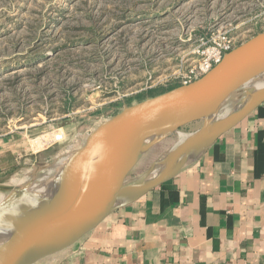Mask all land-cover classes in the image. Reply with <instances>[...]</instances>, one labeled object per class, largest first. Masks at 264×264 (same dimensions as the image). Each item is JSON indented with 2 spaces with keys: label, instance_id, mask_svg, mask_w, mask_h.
Here are the masks:
<instances>
[{
  "label": "rangeland",
  "instance_id": "rangeland-1",
  "mask_svg": "<svg viewBox=\"0 0 264 264\" xmlns=\"http://www.w3.org/2000/svg\"><path fill=\"white\" fill-rule=\"evenodd\" d=\"M261 31L264 0H0V145L17 143L22 162L0 179V217L9 196L43 193L54 164L99 123L182 85L211 44ZM201 125L152 146L127 179Z\"/></svg>",
  "mask_w": 264,
  "mask_h": 264
},
{
  "label": "crops",
  "instance_id": "crops-1",
  "mask_svg": "<svg viewBox=\"0 0 264 264\" xmlns=\"http://www.w3.org/2000/svg\"><path fill=\"white\" fill-rule=\"evenodd\" d=\"M17 146L0 145V179L22 164ZM34 264H264V102L161 184Z\"/></svg>",
  "mask_w": 264,
  "mask_h": 264
},
{
  "label": "water",
  "instance_id": "water-1",
  "mask_svg": "<svg viewBox=\"0 0 264 264\" xmlns=\"http://www.w3.org/2000/svg\"><path fill=\"white\" fill-rule=\"evenodd\" d=\"M263 74L264 31H261L226 52L200 78L129 105L99 123L79 148L54 164L48 191L46 195L38 193L29 220L15 234L0 241V264H34L64 250L109 213L168 179L185 165L171 173L177 160L186 158L195 146L205 147L264 102L263 90L239 109L207 121L223 102ZM200 120L202 125L190 137L164 153L167 156L161 169L149 181L122 200L112 199L113 180H131L127 176L152 146L186 124ZM95 154L99 156L93 181L80 197L70 200L71 181ZM146 172L132 180L140 179Z\"/></svg>",
  "mask_w": 264,
  "mask_h": 264
},
{
  "label": "bare ground",
  "instance_id": "bare-ground-1",
  "mask_svg": "<svg viewBox=\"0 0 264 264\" xmlns=\"http://www.w3.org/2000/svg\"><path fill=\"white\" fill-rule=\"evenodd\" d=\"M263 90H264V74L262 76H259L254 81H252L248 86H246L243 89V97L241 102L247 104L253 98L258 96ZM237 109H239V107L236 104V106L228 110V108L225 105V102H223L214 113L210 114L207 117V121L211 122L217 120L223 117L224 115H226L228 112ZM191 135L192 134H188L182 137L180 139L179 144H181L183 141L187 139V137H190ZM203 148H204L203 144L192 148L186 155V158H180L179 160L176 161L174 166L171 168L170 172L173 173L179 167L190 162L192 159H194L197 156V154ZM98 156L99 154H95L92 157V159L88 160V162H86L83 165L81 170L75 175V177L71 181L68 191V198L70 200L73 201L77 197H80L84 192L85 188L93 181L95 170L98 167V162L96 159ZM166 156L167 155L164 154L160 158H158L155 162V165L148 172L142 175L141 178L138 180H130L128 182L126 181L119 182L113 180V182L111 183L112 185L111 187L114 188L115 192L112 195V199H117L116 201L122 200L124 198L123 196H125L126 194L137 191L141 187V185L149 181L151 177H153V175H155L158 172V170L161 169ZM42 180L44 181L45 179L42 178ZM42 180H40V182H42ZM48 186H49V182L45 184L44 190H42L43 193H45V195L48 191ZM38 198H39L38 194H34L32 191L27 190V194L25 195L22 196L11 195L6 200V202L4 201L5 206L1 207V213H3L5 217L0 218V241L4 240L11 234H15V232L19 231L25 225L26 221L29 220L33 206Z\"/></svg>",
  "mask_w": 264,
  "mask_h": 264
},
{
  "label": "built area",
  "instance_id": "built-area-1",
  "mask_svg": "<svg viewBox=\"0 0 264 264\" xmlns=\"http://www.w3.org/2000/svg\"><path fill=\"white\" fill-rule=\"evenodd\" d=\"M244 40L236 37H229L221 44H211L205 51H202V58L181 77V84H187L195 79L200 78L208 72L215 64H217L223 55L233 49L235 46L244 42Z\"/></svg>",
  "mask_w": 264,
  "mask_h": 264
},
{
  "label": "trees",
  "instance_id": "trees-1",
  "mask_svg": "<svg viewBox=\"0 0 264 264\" xmlns=\"http://www.w3.org/2000/svg\"><path fill=\"white\" fill-rule=\"evenodd\" d=\"M177 85H179L178 81L172 83V84L169 86V88H172V87L177 86ZM11 169H12V168H11Z\"/></svg>",
  "mask_w": 264,
  "mask_h": 264
}]
</instances>
